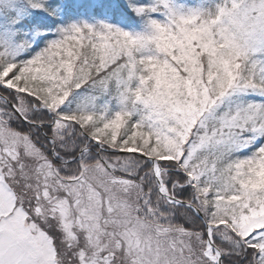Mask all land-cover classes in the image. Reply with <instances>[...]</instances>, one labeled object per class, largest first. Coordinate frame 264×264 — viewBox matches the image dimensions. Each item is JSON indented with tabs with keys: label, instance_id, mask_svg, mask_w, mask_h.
<instances>
[{
	"label": "snow or ice",
	"instance_id": "obj_1",
	"mask_svg": "<svg viewBox=\"0 0 264 264\" xmlns=\"http://www.w3.org/2000/svg\"><path fill=\"white\" fill-rule=\"evenodd\" d=\"M0 264H264V0H0Z\"/></svg>",
	"mask_w": 264,
	"mask_h": 264
}]
</instances>
